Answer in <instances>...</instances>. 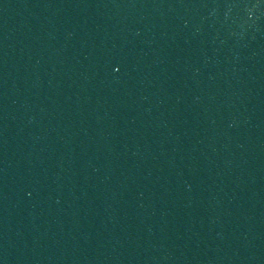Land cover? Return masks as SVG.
I'll use <instances>...</instances> for the list:
<instances>
[{
	"label": "water",
	"instance_id": "obj_1",
	"mask_svg": "<svg viewBox=\"0 0 264 264\" xmlns=\"http://www.w3.org/2000/svg\"><path fill=\"white\" fill-rule=\"evenodd\" d=\"M0 264H264V0H0Z\"/></svg>",
	"mask_w": 264,
	"mask_h": 264
}]
</instances>
